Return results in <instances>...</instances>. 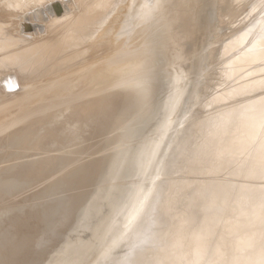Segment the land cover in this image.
Returning <instances> with one entry per match:
<instances>
[{
  "label": "rangeland",
  "instance_id": "1",
  "mask_svg": "<svg viewBox=\"0 0 264 264\" xmlns=\"http://www.w3.org/2000/svg\"><path fill=\"white\" fill-rule=\"evenodd\" d=\"M25 1L20 2L21 8L26 7L23 12L19 6L17 9L18 12H14L15 14L11 13L10 17L9 13L6 15L7 17L1 15V17L3 16L2 18L0 17L1 20L4 17H13L11 19L13 21H10V23L14 26L10 27V23L6 18L2 20L4 22L7 21L5 22V26H2L3 29L0 30V34L5 33L3 31L10 27L13 36L11 38L12 40L9 39L3 42L0 45L1 48H16L17 46L21 48V50L23 49L22 51H25L27 47L30 48L36 45L37 41L38 43L41 41L43 42L51 33L54 34V32L61 29L57 28L56 30H52L53 28L46 24L48 20L51 18L54 19V17L57 18L60 15L61 16L57 19L63 17L62 15L66 14L68 7L70 10L68 12L70 13L71 11L75 12L74 9H76L70 7V5L73 6L75 0H49L50 2L47 0H40L44 2L42 3L39 1L42 5H33L34 7L31 6V8L25 4L28 3V5H31L34 3V0L33 3H31L32 0L31 2L28 0L29 2L27 3ZM144 1L145 0H122L121 4L116 5L117 9L114 8L115 10L112 11L110 14L111 16L109 15L113 17L111 19L109 17L112 21L109 20L108 22L110 23L108 26L111 27V31L109 29L108 33L105 31V35H103V31L98 30L99 33L102 32L100 36H104V39L105 36H109L106 38H110L109 47L104 45L105 49L103 50V46L101 45L98 47L95 46V48L94 46H91L92 48H84L85 50H82V54L85 52L83 54L85 57L82 55L78 57V62L82 61L80 64L71 61L63 68L58 69V67H56L41 73L38 70L32 73L30 79H26L23 82L18 79V72L11 68L0 71V118L6 116L10 112L0 121V134H3L2 136L0 135V161L2 160V162H0V187L2 188L0 189V237L3 238H0V244L3 243L4 249L6 250L2 252V245H0V264H6V261L8 264L13 261V264H24L26 260L25 264H42L43 261L45 264L46 262L47 264H207L209 258L213 259V264H221L222 261L217 259L216 252H211L209 257L208 253L211 251V248L217 244V242H215L216 240H221L223 242V238H226L225 236L228 235V237L233 239V243L228 249H225L228 250L227 252L224 251L226 260H235L256 255L253 250V245L258 233L256 229L257 226L254 224L253 229L245 232L238 231L236 227L239 226L238 213L241 209H253L251 213H255L262 209L264 210V156L256 155L257 149L264 148V107L261 106L264 101V83L248 91L244 89L237 90L234 94H232V92L235 86H241L242 84L248 86L247 89H249L255 79L264 75V71L260 70L262 67L264 69V58L254 60V63L249 61V65L247 62L244 63L239 61L240 58L257 49L262 50V53H264V45L258 42V36H261L264 30V0H152L153 4L150 2L151 0H148V3L145 1L149 7L146 3L144 4L145 6L142 4ZM115 2L117 1L113 0L111 5L109 3L104 7L107 8L112 6ZM138 4L142 6L140 7ZM58 5L60 7L56 9ZM150 5H154L155 7ZM61 6L65 13L61 10ZM136 6L141 9L147 6L145 10H142L146 16H144L140 8L138 10ZM104 7L97 11L100 16L106 15L109 11V9H105ZM131 9L134 10V13ZM154 10L156 11L154 12ZM130 11L133 14H131ZM17 13L20 14L17 15ZM129 14L130 16H128ZM138 14L140 17H135L139 16ZM152 14H155L152 16L155 21L151 19L152 17L149 19ZM14 15L17 16L14 17ZM127 17L130 18L131 22L129 20L127 21ZM131 17L135 18L132 19ZM146 17L148 18L146 19ZM115 18L117 19L115 20ZM140 18H142L141 20L145 18L144 21H146H141ZM1 20L0 22L3 23ZM125 20L127 22V27L124 26ZM151 20L154 22V25ZM27 21L28 23L34 21L31 22L34 26L32 27L29 23V26L25 27L24 25ZM13 22L16 23L13 24ZM146 22H149V24H147L152 26L148 28V25H145ZM107 24H104L103 27ZM114 24H116L115 27H113ZM129 26L130 28L131 26L134 28L129 29ZM155 26L156 29H154ZM121 27L124 29L127 28V31L125 30V32ZM145 27H147L148 30ZM139 28L140 30H138ZM120 30L122 32H120ZM151 30L152 32H150ZM154 30L155 32L156 30L159 32L157 31L156 34ZM123 31L127 35L125 33L123 34ZM151 33L154 35H152L154 40L153 37H151ZM244 34H247L248 37L245 36V40H242L244 39ZM21 35L22 40L27 38L25 41L23 40L24 43L19 41ZM155 35H162V37L160 38L159 36L158 40ZM238 37L242 39H238ZM103 38L98 37V39L101 40H103ZM98 39L96 38V40ZM117 39H119V41ZM151 40L152 43L150 44ZM20 43L23 44L18 45ZM171 44L177 48L172 49L173 47H171ZM150 45H153L154 48ZM136 46L139 48L137 49ZM149 46L150 49L148 48ZM72 47L73 45L70 46L67 51L72 49ZM100 47L101 49H99ZM107 47L109 48V52L106 50ZM143 47H147L150 51L144 50ZM135 48L137 50L140 49L139 55L140 53L142 54L140 55V59H137L136 63L141 72L138 71V74L133 73L134 69L132 71V68H126L127 65H129L128 63L134 60L132 57L134 56L133 53L135 52L134 50H136ZM39 50H41V48H39L37 52ZM0 52L2 51L0 50ZM147 52L150 53L147 54ZM125 55L127 56L125 57ZM118 57H120L119 60L121 59V62L118 60ZM190 57L192 59L189 63L191 64V70L194 68V73L193 76L186 77L184 68L188 63L186 61H188ZM156 58H158L157 61ZM83 59H85L86 62L90 61V64H87L88 62L83 63ZM115 59H117V61ZM129 59H131V61H128ZM32 61L33 57L25 60L22 66ZM111 62L112 64H110ZM71 63L76 65L75 67L77 70L73 71L75 67ZM105 63H107V66ZM82 64L86 65L83 66ZM80 65H82V68ZM122 65L126 67L124 68ZM187 66H189V64ZM67 67L69 69H66ZM119 67H123L124 70ZM151 67L154 69L152 71L150 70L152 73L148 70L149 68L151 69ZM104 68L106 70L108 69L106 73L109 79L105 75L106 73L102 75L103 78L98 77L100 78L99 83L97 82L99 79H97L96 76L95 78L94 75L93 78H91L92 76L88 78V75H91L95 71L96 72L93 74H97V71H99L98 73L105 72ZM65 69L66 71L64 72ZM98 69H102L103 71ZM110 69L111 71L109 73ZM119 69H121L122 72H119ZM129 69L131 71H129ZM56 70H58V72H56ZM88 70H90L89 73ZM146 70L149 71L147 75ZM135 75L143 81L141 80L142 82H139L138 78H135ZM140 75L142 76L140 77ZM147 77L149 80L152 77V80L149 81ZM6 78H12L14 80V86L8 87V85H6L7 83H4ZM56 78L58 81H56L55 84H51V81ZM94 78L96 83L93 81ZM144 78L151 83L147 84ZM192 78L193 83L190 81ZM84 81L88 82V85H90L86 86L87 83ZM89 81H92V84ZM106 81L108 84L111 82V85H108ZM153 81L156 82L153 83ZM103 82L104 85L106 83L104 87ZM183 83L185 85H190L192 83L193 87H189L188 90H181V84ZM99 84H102V88ZM109 86H116L117 88L113 87L110 90ZM79 87L82 89L80 90ZM90 87L103 90L100 91V93L85 94ZM125 89L129 90V94L128 92L121 93L123 92L122 90ZM26 92L30 93L28 94L29 96L24 95L23 97V93L26 94ZM186 93L188 95L190 94L189 98L182 114L179 115L177 118L178 121H176L174 112L181 100L178 99L182 94L186 95ZM146 98H149V100ZM219 98H222V101L217 102ZM163 99L164 101H162ZM165 99H167V101ZM24 101L29 105L26 103V106ZM23 103L26 107H24ZM66 105L68 108H66ZM46 111L47 113L45 114ZM235 112L236 115L233 116L232 120L233 123H237L232 125L228 116ZM259 112H262L261 116L263 119H260L261 123L254 134L251 135L249 139H246L243 135L244 130L240 124L244 125L246 119H249L251 115H255ZM5 118L9 119L5 120ZM210 120L213 121V125L209 124V122H211ZM170 122H175L176 126L173 125L172 130L164 134ZM24 123L26 126L30 123V126L28 125V127H26ZM124 123L129 127H126ZM19 125L21 126L19 127ZM46 128H48V130ZM49 128L55 131H51L52 129L49 130ZM122 133L124 134L122 135ZM52 134L55 137H53ZM45 136H47V140L44 139ZM74 143L75 145H73ZM118 144L121 146H118ZM20 148H23L22 152L24 153L21 152ZM117 148L120 149V152ZM18 149L20 152L17 151ZM29 149H32V151H29ZM28 151L32 152V155ZM99 151L101 153H99ZM117 151L119 154H117ZM25 152L30 155H27ZM38 152L39 155H37ZM13 153H16V157H18L17 154L20 156L16 158ZM53 153L55 155H53ZM74 153L76 154L75 156ZM11 154L13 158L10 157ZM115 154L118 155V158L117 155L114 156ZM23 155L26 157L21 158ZM114 157L116 158L114 159ZM7 158L8 160L5 161L4 159ZM11 158L13 160H11ZM118 159L120 160L119 162L117 161ZM9 160H11V162L14 161V163H8L10 162ZM21 160H23V162ZM114 160H116L115 163H117V166ZM48 162L50 163L47 164ZM2 164L6 165V170ZM16 164L18 166H16ZM12 165H15L14 168L11 167ZM7 168H10L8 172ZM39 168L41 171L38 170ZM114 169L115 171H113ZM22 170L27 172L23 174ZM253 170H255V175L249 178L246 173ZM50 171L52 175L54 174L53 176L50 174ZM111 171L114 172V175H118L113 176ZM59 172L61 173L58 174ZM44 174L45 176L48 175V178H51V181L47 178L51 183L56 180V182H54V184H56L42 182L43 180H47L45 176L43 177ZM150 175L152 177L151 180L149 178ZM107 176L109 178L113 176L112 178L114 180L110 179L109 181ZM4 177H6L7 180ZM103 177L106 179H103ZM3 180L7 182L4 184ZM148 181H150L149 184H146ZM103 183L105 184L103 185ZM109 183L111 188L108 186ZM37 184L38 186H41L40 184L43 185L39 188ZM4 185H7L10 189H4L6 188ZM50 185L52 186L51 188ZM89 185L93 188L89 187ZM35 187L37 189H35ZM59 189L62 191H59ZM193 189L194 191H192ZM3 190L4 193L2 192ZM29 190L34 192H29ZM20 191L22 193L26 192L25 195L24 193H20ZM45 191L46 193H44ZM50 192L51 195H49ZM191 192H195L201 196H198L195 204L190 208L192 204L191 196L195 194ZM102 194L104 196H102ZM42 195L44 197L43 199H41ZM26 196H28V198ZM101 196L102 198L108 197L107 199L103 198L106 202L103 205L101 204L104 200H101ZM17 199H19L20 202ZM134 199L137 201L135 205L134 203L136 201L132 204ZM36 208L38 209L35 210ZM99 208L102 212L108 209L104 211L105 216L101 213L103 215L101 217ZM191 209L193 210L191 211ZM194 209L196 211H194ZM50 210L53 212L52 214ZM90 210L93 213H91ZM94 212H99V214L97 213V215H95ZM134 212L137 213L134 215ZM197 212H199L201 216H204L202 217L203 220L199 219L201 217ZM83 214L87 217V220ZM132 214L134 217H132ZM94 215L100 217L95 218ZM122 215L124 219L130 215L129 219H127V224H129V222H131V224H129V226H124L121 233L118 232L119 234H115L116 236L114 235L109 239V230L112 226L116 225L118 221L120 222L121 217L123 218ZM137 216L140 218V222L138 220L135 222L136 218L139 219ZM59 218L61 219L59 220ZM99 218L101 219V225L100 222L97 221ZM54 219L56 220L54 221ZM75 219L79 220L76 221ZM131 219L133 220L131 221ZM29 220H31L32 223ZM93 220L96 223L98 222L99 225L93 223ZM241 221H243V219H241ZM197 222L199 223L197 224ZM33 223H35L36 226ZM72 223H74V225H72ZM260 224L261 227H264V219L260 220ZM91 226L94 229L96 226L98 228L93 232V228H90ZM15 230L17 232H15ZM21 230H24V232ZM54 230H58V232L54 233ZM61 231H64L67 238L70 235L69 238L74 239H72V241L70 239L69 243V239L66 240L67 238L64 237L65 234ZM71 232L74 233L72 234ZM89 232L93 235L92 237ZM144 232L145 236H147V240L150 233L153 232L147 243L141 241V238L144 237L142 236ZM4 233L5 236L3 235ZM40 233L43 235L41 236ZM59 233L60 236H58ZM9 234H14L12 235L14 236V240ZM248 234H252L250 238H253V241L245 238ZM7 240L14 241L12 244L9 242L12 246H7L8 248L13 247L10 248L9 251H11V249L18 251H16L18 254L13 251L10 252L18 259L11 254L13 256L10 255L11 261L8 257L9 255L7 256L9 251L7 246L4 245L6 242L8 243ZM45 240L46 242L49 241V243H45ZM62 242H66V244L70 245L67 246ZM14 244H17L16 247ZM27 246H30L31 250ZM20 248H22L23 251ZM63 249L65 250L63 251ZM58 250L61 252L63 251L62 253L64 255ZM23 252H26L25 255ZM51 252H54L53 255ZM21 254L22 256H20ZM262 255L263 256L259 258V264H264V253ZM49 256H51V258ZM1 257L8 259L4 261ZM53 258H58L59 260L56 259L54 262L53 260H49ZM21 260L23 262H21Z\"/></svg>",
  "mask_w": 264,
  "mask_h": 264
},
{
  "label": "bare ground",
  "instance_id": "2",
  "mask_svg": "<svg viewBox=\"0 0 264 264\" xmlns=\"http://www.w3.org/2000/svg\"><path fill=\"white\" fill-rule=\"evenodd\" d=\"M23 1H25V0H0V17H1V15H7L8 13H9V17L11 16L10 14L12 13H14V12H18V8H19V6H20V9H21V11L23 12L25 9H26V7L25 8H21V3L20 2H23ZM30 2H31V0H29ZM28 0L27 1H25L26 3L27 2H29ZM39 1L40 0H34V3H33V0H32V2L31 3H33V4H29L28 5V3L27 4H25V5H27L29 8H31V6L32 7H34L33 5H38V4H40L39 3ZM44 1V0H43ZM43 1H40V2H42V3H44ZM47 1H49V0H47ZM52 1V0H51ZM115 1H117V2H115L112 6H109V7H104V6H106L107 4H109L110 3V5H111V2H113V0H75V2H74V4H73V6H71L70 5V7H72L73 9L74 8H76V9H74L75 10V12L74 11H71V13L70 12H68V11H70L69 10V7L67 8V9H65V10H67V12H66V14H63L62 16L63 17H61V18H59V19H57L58 17H60V16H58L57 18H55L54 17V19H49L48 20V22L46 23L49 27H51V28H53L52 30H56L57 28H61V29H59L58 31H56V32H54V34H50V36L46 39V40H44L43 38V42L41 41V42H39L38 43V41H37V43H36V45H34V46H32V47H27V49L25 50V51H22L21 50V48H19V47H17L16 46V48L14 47V48H6V47H4V48H1L0 47V50L2 51V52H0V71H4V70H6L7 68H11V69H13V70H15V71H17L18 72V79L20 80V81H24V80H28V79H30L31 77H32V73H34V72H36V71H38L39 70V72L41 73V72H43V71H49L50 69H54V68H56V67H58V69L59 68H63L66 64H68L69 62H73V63H77L78 62V57H80V55H82L83 56V54L85 53H83L82 54V50L84 49V48H86V47H93L94 46V48H95V46H99V45H101V46H103V48H102V50L103 49H105L104 48V45L105 46H108L109 47V43H110V38L109 39H106L107 37H109V36H105V39L102 37V36H100V35H102L101 33H99L98 32V30H102L103 31V35H105V31L108 33V30L111 28L110 26H108L110 23H108L109 22V20L111 19V18H113V17H110L111 15V13H112V11H114L115 9L114 8H116L117 6L116 5H118V4H121V2H122V0H115ZM145 1H147V3L150 1H148V0H145ZM144 1V3L142 2V4L144 5L146 2ZM24 2V3H25ZM46 2V1H45ZM50 2V1H49ZM151 3H152V0L150 1ZM162 2V1H161ZM24 3H23V5H24ZM37 3V4H36ZM42 3L40 4V5H42ZM47 3V2H46ZM63 3V2H62ZM65 3V2H64ZM146 3V4H147ZM150 3V4H151ZM157 3V2H156ZM225 3V2H224ZM153 4V3H152ZM218 4V3H217ZM22 5V6H23ZM24 5V6H25ZM44 5V4H43ZM60 5V4H59ZM57 6L56 7V9H58L60 6ZM125 5V4H124ZM139 5V4H138ZM158 5V4H157ZM63 6V5H62ZM62 6H61V8H62ZM76 6V7H75ZM140 6V5H139ZM142 6V5H141ZM140 6V7H141ZM145 6V5H144ZM147 6L149 7V5L147 4ZM147 6L146 7H143L142 9L140 8V10H141V13L143 12L142 10H145L146 8H147ZM150 6H154V5H150ZM231 6V5H230ZM27 7V8H28ZM102 7H104L105 9H109V11L108 10H106V11H108V13L106 14V15H103V16H100V14L99 13H97V11L101 8V9H103ZM137 7V9L139 10V8H138V6H136ZM155 7V6H154ZM52 8V7H51ZM71 8V9H72ZM134 8V7H133ZM159 8H160V5H159ZM23 9V10H22ZM48 9V8H47ZM117 9V8H116ZM154 9V8H153ZM152 9V10H153ZM216 9V8H215ZM61 10H63V8L61 9ZM132 10V12L134 11L133 9H131ZM157 10H158V8H157ZM20 11V10H19ZM27 11V10H26ZM54 11V10H53ZM64 11V10H63ZM102 11V10H101ZM122 11V10H121ZM156 10H154V12H155ZM21 12V13H22ZM32 12V11H31ZM131 12V11H130ZM131 12V14H133ZM27 13H30V12H27ZM46 13V12H45ZM61 13V12H60ZM63 13V12H62ZM64 13H65V11H64ZM137 13V12H136ZM139 13V12H138ZM15 14V13H14ZM18 14H20V13H17V15ZM47 14V13H46ZM143 14H144V12H143ZM258 14V13H257ZM17 15H14V17H16ZM33 15V14H32ZM55 15V14H54ZM65 15V16H64ZM110 15V16H109ZM135 15V14H134ZM133 15V16H134ZM139 15V14H138ZM153 15H155V14H152L150 17H149V19L153 16ZM50 16V15H49ZM52 16V15H51ZM105 16V17H104ZM114 16V15H113ZM128 16H130V14L128 15ZM144 16H146L145 14H144ZM143 16V17H144ZM149 16V15H148ZM3 17V16H2ZM1 17V18H2ZM7 17V16H6ZM6 17H4V18H6ZM6 18V19H8V22L10 23V21H13V20H11L12 18ZM33 17V16H32ZM35 17V16H34ZM44 17V16H43ZM109 17H110V19H109ZM114 17H116V16H114ZM135 17H137V18H139L140 17V15L139 16H135ZM135 17H133V18H135ZM142 17V16H141ZM154 17H156V16H154ZM160 17V16H159ZM250 17V16H249ZM1 18H0V20H1ZM4 18L2 19V20H4ZM24 18V17H23ZM47 18H48V16H47ZM128 19H127V21L129 20L130 21V18L129 17H127ZM132 18V17H131ZM132 18V19H133ZM148 17H146V19H147ZM244 18V17H243ZM10 19V20H9ZM33 19V18H32ZM117 18H115V20H116ZM142 18H140V20H141ZM145 19V18H144ZM144 19L143 20H141V21H144ZM152 20H153V17L151 18ZM155 19H157V18H155ZM159 19V18H158ZM1 20V21H2ZM15 20V19H14ZM29 20V19H28ZM152 20H151V22H152ZM7 21V20H6ZM5 21V22H6ZM35 21V20H34ZM34 21H31V22H34ZM38 21H40V20H38ZM110 21H112V20H110ZM134 21H136V20H134ZM146 21V20H145ZM144 21V22H145ZM149 21V20H148ZM153 21H155V20H153ZM162 21V20H161ZM3 23H1V25H0V30H2L3 29V27L5 26V22L4 21H2ZM31 22H29L30 23V25H32V27L34 26ZM113 22L115 23V21L113 20ZM112 22V23H113ZM125 22V25L124 26H126V20L124 21ZM131 22V21H130ZM16 22H13V24H15ZM22 23V22H21ZM29 23H28V21L27 22H25V27H28L29 26ZM38 23H40V22H38ZM108 23V24H107ZM149 24V22H146L145 23V25L146 24ZM153 23V25H154V22H152ZM159 23V22H158ZM161 23V22H160ZM235 23V22H234ZM104 24H107L105 27H103L104 26ZM130 24V23H129ZM128 24V25H129ZM132 24V23H131ZM147 24V25H148ZM113 25V24H112ZM115 25L116 24H114V26L113 27H115ZM123 25V24H122ZM134 25H135V23H134ZM137 25V24H136ZM146 25V26H147ZM156 25V24H155ZM3 26V27H2ZM10 27H14L11 23H10V25H9ZM133 26V25H132ZM131 26V28H134V27H132ZM141 26V25H140ZM143 26H144V24H143ZM150 26H152V25H150ZM150 26L148 25V28H150ZM9 27V29H5V31H3V32H5V33H3V34H0L1 36H0V45L3 43V42H5V41H7V40H9V39H11L12 38V36H13V34L11 33V28ZM127 27V26H126ZM136 27V26H135ZM122 28V27H121ZM130 28V26H129V29H131ZM141 29H142V26L140 27ZM140 28L138 29V30H140ZM145 28H147V27H145ZM148 28H147V30H148ZM158 28V27H157ZM230 28V27H229ZM233 28V27H232ZM25 29V28H24ZM122 29H124V28H122ZM121 29V30H122ZM135 29H137V28H135ZM151 29H152V27H151ZM154 29H156V26H155V28ZM159 29V28H158ZM18 30V29H17ZM120 30V32H122ZM127 31V28L126 29H124V31ZM153 30V29H152ZM152 30L150 31V32H152ZM33 31V30H32ZM41 31V30H40ZM110 31H111V29H110ZM123 31V34L126 32H124ZM134 31V30H133ZM158 30H156V32H157ZM51 32V31H50ZM132 32V31H131ZM130 32V33H131ZM138 32V31H137ZM154 32H155V30H154ZM153 32V33H154ZM155 32V33H156ZM159 32V31H158ZM11 33V34H10ZM17 33V32H16ZM96 33H99V34H96ZM106 33V34H107ZM128 33V32H127ZM133 33V32H132ZM244 33V32H243ZM18 34V33H17ZM23 34H25V33H23ZM36 34V33H35ZM110 34V33H109ZM108 34V35H109ZM126 34V33H125ZM150 34V33H149ZM157 34V33H156ZM242 34V33H241ZM248 34V33H247ZM247 34H244L243 35V37H244V39H242V38H240V37H238V39L240 38V39H242V40H245V36H247ZM32 35H33V33H32ZM31 35V36H32ZM36 35H38V34H36ZM127 35V34H126ZM138 35V34H137ZM153 34L151 33V37H153L152 36ZM156 36V35H155ZM159 36L160 35H158V36H156V38H158V40H159ZM17 37V36H16ZM98 37L99 38H103V40H101V39H98ZM135 37V36H134ZM150 37V38H151ZM162 37V35L160 36V38ZM248 37V36H247ZM21 39H19V41H21V42H23L24 43V41L27 39V38H25V40L23 41L22 40V35H21V37H20ZM31 38V37H30ZM96 38L98 39V40H96ZM149 38V39H150ZM156 38H155V40H156ZM14 39H15V37H14ZM13 39V40H14ZM152 39V38H151ZM12 40V39H11ZM31 40V39H30ZM99 40H101V41H99ZM118 41H119V39H117ZM120 40H121V38H120ZM153 40H154V37H153ZM157 40V41H158ZM238 41H240V40H238ZM156 42V41H155ZM224 42V41H223ZM258 42H259V44H261V45H264V30H263V34L260 36H258ZM10 43V42H9ZM23 43H20V44H18V45H21V44H23ZM152 43V40L150 41V44ZM221 43V42H220ZM15 44V43H14ZM13 44V45H14ZM31 44H33V43H31ZM116 44V43H115ZM224 44V43H223ZM225 44H226V42H225ZM236 44V43H235ZM238 44H239V42H238ZM9 45V44H8ZM25 45V44H24ZM26 45H28V44H26ZM73 45V47H72V49H70L69 51H67V49L70 47V46H72ZM145 45V44H144ZM10 46V45H9ZM29 46V45H28ZM148 46V45H147ZM151 46V45H150ZM150 46L148 47L149 49H150ZM221 46H223V45H221ZM11 47V46H10ZM22 47V46H21ZM91 47V48H92ZM106 48V50H108L109 48ZM131 47V46H130ZM151 47H153V45L151 46ZM24 48H26V47H24ZM39 48H41V50H39L38 52H37V50L39 49ZM93 48V49H94ZM136 48H137V46H136ZM135 48V49H136ZM139 48V47H138ZM137 48V49H138ZM141 48V47H140ZM144 48V50H148V51H150L147 47H143ZM142 48V49H143ZM147 48V49H146ZM154 48V47H153ZM226 48V47H225ZM20 49V50H19ZM98 49V48H97ZM99 49H101V47L99 48ZM98 49V50H99ZM111 49V48H110ZM117 49V48H116ZM134 50L135 52L133 53V55L135 56H133L132 58H134V60L133 61H131V56H130V58L131 59H129L128 61H131L130 63H128L129 65H127V67L126 66H124V65H122V66H124V68L126 67L127 69L128 68H132V71H133V69H134V71H133V73L134 74H138V71L140 72V68L137 66L138 64H136L137 63V59L139 58L140 59V55H142L141 53H140V55H139V50ZM255 49V48H254ZM19 50V51H18ZM85 50V49H84ZM115 50V49H114ZM113 50V51H114ZM222 50V49H221ZM225 50V49H224ZM91 51V50H90ZM96 51V50H95ZM112 51V52H113ZM94 52V51H93ZM108 52H109V50H108ZM107 52V53H108ZM221 52V51H220ZM148 53H150V52H147V54ZM145 54V53H144ZM143 54V55H144ZM152 54V53H151ZM104 55V54H103ZM128 55V54H127ZM127 55H125V57L127 56ZM153 55V54H152ZM81 56V57H82ZM124 56V55H123ZM155 56V55H154ZM31 57H33V61L31 62V63H29V64H26V65H24L23 64V66H22V63L25 61V60H27V59H29V58H31ZM83 57H85V56H83ZM114 57V56H113ZM156 57V56H155ZM227 57V56H226ZM101 58H103V57H101ZM111 58V57H110ZM115 58V57H114ZM119 58L120 57H118V60H119ZM260 58H264V53H262V50H256V51H253V52H251V53H249L248 55H245V56H243L242 58H240L239 59V61H242V62H247L248 63V65H249V61H252V63H254L253 61L254 60H258V59H260ZM77 59V60H76ZM80 59V58H79ZM97 59V58H96ZM126 59V58H125ZM157 59L158 58H156V61H157ZM84 60V62L83 63H85L86 61H85V59H83ZM91 60V59H90ZM116 61H117V59H115ZM121 60V59H120ZM119 60V61H120ZM123 60V59H122ZM237 60V59H236ZM102 61V60H101ZM104 61V60H103ZM112 61V60H111ZM125 61H127V60H125ZM233 61V60H232ZM82 62V61H81ZM81 62H78V64H80ZM88 62V63H87ZM86 63L87 64H90L89 62L90 61H87ZM91 62H92V60H91ZM95 62V61H94ZM121 62V61H120ZM123 62V61H122ZM256 62V61H255ZM73 63H71V64H73ZM96 63V62H95ZM116 63V62H115ZM117 63H119V62H117ZM224 63V62H223ZM70 64V65H71ZM97 64V63H96ZM106 64V66H107V63H105ZM110 64H112V62L110 63ZM122 64V63H121ZM155 64V63H154ZM153 64V65H154ZM74 65V64H73ZM83 65V64H82ZM82 65H80V67L82 68ZM86 65V64H85ZM85 65H83V66H85ZM101 65V64H100ZM222 65V64H221ZM256 65V64H255ZM76 65H74V67H75ZM91 66H92V64H91ZM94 66H96V65H94ZM98 66V65H97ZM102 66H104V65H102ZM111 66V65H110ZM156 66V65H155ZM157 66L159 67V65H158V63H157ZM114 67V66H113ZM88 68H89V65H88ZM99 68H102V67H99ZM119 68H122L123 70H124V68L123 67H119ZM66 69H69L68 67L66 68ZM66 69L64 70V72L66 71ZM70 69H73V68H70ZM105 69V68H104ZM147 69V68H146ZM156 69V68H155ZM260 69V68H259ZM10 70V69H9ZM75 70H77L76 69V67H75V69L73 70V71H75ZM94 70V69H93ZM98 70H102V69H98ZM149 71L151 70H154V69H152V67H151V69L149 68L148 69ZM217 70V69H216ZM261 71H264V69H263V67H262V69H260ZM67 71H69V70H67ZM81 71V70H80ZM82 71H83V69H82ZM81 71V72H82ZM103 71V70H102ZM105 72H102V73H98L99 71H97V74H93V73H95V72H93L91 75H88V78L89 77H91V78H93V75H94V77L96 76L97 77V79H99V81L97 80V82L99 83L100 82V78H98V77H101V78H103L102 77V75H104V73H106L107 71H108V69L106 70H104ZM110 71H111V69L109 70V73H110ZM129 71H131L130 69H129ZM149 71H147L146 70V75H147V73L149 72ZM150 71V72H151ZM260 71V72H261ZM6 72V71H5ZM56 72H58V70H56ZM61 72H63V71H61ZM61 72H60V74H61ZM77 72V71H76ZM87 72V71H86ZM90 72V70H88V73ZM119 72H122L121 71V69H119ZM257 72V71H256ZM3 73V72H2ZM51 73H52V71H51ZM108 73V74H109ZM115 73V72H114ZM141 73V72H140ZM152 73V72H151ZM262 73V72H261ZM1 74V73H0ZM15 74V73H14ZM45 74V73H44ZM53 74V73H52ZM54 74H55V72H54ZM129 74V73H128ZM132 74V73H131ZM130 74V75H131ZM133 74V75H134ZM260 74V73H259ZM49 75H51V74H49ZM48 75V76H49ZM57 75V74H56ZM59 75V74H58ZM107 77H108V75H107V73L105 74ZM118 75H119V73H118ZM145 75V76H146ZM254 75H257V74H254ZM48 76H46V77H48ZM85 76H86V74H85ZM136 77L135 78H138V76L137 75H135ZM142 75H140V77H141ZM145 76H143V77H145ZM253 76V75H252ZM264 76V75H263ZM263 76H261L260 78L258 77L257 79H255V81L254 82H256V83H254L253 82V84L249 87V89H247L248 88V86H246V85H241V86H235L234 87V89H233V92H232V94H234V92H236L237 90H251V89H253V88H257L258 87V85L260 86L262 83H264V77ZM16 77V76H15ZM45 77V76H44ZM54 77V76H53ZM87 77V76H86ZM95 77V78H96ZM118 77V76H117ZM50 78H52V77H50ZM84 78V77H83ZM82 78V79H83ZM95 78L93 79V81L96 83V81H95ZM105 78V77H104ZM113 78V77H112ZM119 78V77H118ZM130 78V77H129ZM150 78V77H149ZM152 78V77H151ZM150 78V80L148 79V77H147V79L149 80V81H151L152 79ZM155 78V77H154ZM153 78V79H154ZM158 78V77H157ZM38 79V78H37ZM46 79H48V78H46ZM108 79H109V77H108ZM86 80V79H85ZM87 80H90V79H87ZM92 80V79H91ZM104 80V79H103ZM102 80V81H103ZM129 80V79H128ZM133 80V79H132ZM142 80V79H141ZM140 80V78H138V81L139 82H142ZM144 80H145V78H144ZM148 80L146 81L145 80V82H147V84L148 83H151V82H148ZM157 80V79H156ZM56 81H58V79L56 78V79H54V80H52L51 81V84H55V82ZM61 81V80H60ZM64 81V80H63ZM79 81H81V80H79ZM102 81H101V83H102ZM160 81V80H159ZM22 82H20V83H22ZM84 82H86V81H84ZM90 82V81H89ZM93 82V83H94ZM107 82V81H106ZM139 82H137V83H139ZM156 82V81H155ZM154 81H153V83H155ZM4 83H7L6 85H8V87H12V86H14V80L12 79V78H6L5 79V81H4ZM63 83V82H62ZM87 84H86V86L88 85V82H86ZM91 84H92V81L90 82ZM124 83H125V81H124ZM135 83H136V79H135ZM18 84V83H17ZM56 84H58V83H56ZM78 85H80L79 83H77ZM84 84V83H83ZM107 84H108V82H107ZM123 84V83H122ZM121 84V85H122ZM140 84V83H139ZM1 85V84H0ZM90 85V84H89ZM88 85V86H89ZM93 85H95V84H93ZM100 85V84H99ZM98 85V86H99ZM105 85H106V83H105ZM104 85V82H103V87L105 86ZM108 85H111V82H110V84H108ZM107 85V86H108ZM112 85H113V83H112ZM137 85V84H136ZM151 85V84H150ZM18 86V85H17ZM85 86V87H86ZM92 86V85H91ZM102 86V84L100 85V87ZM140 86V85H139ZM153 86V85H152ZM16 87V86H15ZM19 87V86H18ZM82 87H84V86H82ZM97 87V86H96ZM114 87V86H113ZM113 87H111V86H109V89L111 90ZM116 87V86H115ZM114 87V88H115ZM149 87V86H148ZM80 88V90L82 89L81 87H79ZM87 88V87H86ZM94 88V87H93ZM93 88H89L88 90H87V92L85 93V94H91V93H97V92H99L100 93V91H102L103 89H100V88H96V89H93ZM102 88V87H101ZM117 88V87H116ZM143 88H144V86H143ZM151 88V87H150ZM18 89V88H17ZM72 89H73V87H72ZM78 89V88H77ZM154 89V88H153ZM3 90V89H2ZM14 90V89H13ZM74 90V89H73ZM107 90V89H106ZM104 91H105V89H104ZM108 91V90H107ZM123 92H121V93H124V92H128L129 90H127V89H125V90H122ZM145 91V90H144ZM146 91H148V90H146ZM264 91V90H263ZM1 92V91H0ZM15 92V91H14ZM17 93V92H16ZM42 93V92H41ZM62 93V92H61ZM84 93V92H83ZM139 93V92H138ZM28 94H30V93H27L26 92V94L25 93H23V97H24V95L26 96V95H28ZM80 94H82V93H80ZM127 94V93H126ZM128 94H129V92H128ZM133 94V93H132ZM134 94H135V92H134ZM133 94V95H134ZM143 94V93H142ZM254 94V93H253ZM49 95V94H48ZM71 95H74V94H71ZM70 95V96H71ZM77 95V94H76ZM79 95V94H78ZM121 95V94H120ZM0 96H1V94H0ZM11 96V95H10ZM14 96H15V93H14ZM29 96V95H28ZM80 96V95H79ZM135 96V95H134ZM254 96V95H253ZM46 97V96H45ZM44 97V98H45ZM50 97V96H49ZM48 97V98H49ZM68 97V96H67ZM252 97V96H251ZM11 98V97H10ZM26 98V97H25ZM47 98V99H48ZM54 98V97H53ZM58 98V97H57ZM8 99V98H7ZM28 99V98H27ZM68 99H69V97H68ZM146 99H148L149 100V98H146ZM172 99V98H171ZM206 99V98H205ZM24 100V99H23ZM41 100H43V99H41ZM54 100V99H53ZM61 100H63V99H61ZM79 100V99H78ZM137 100H139V99H137ZM143 100V99H142ZM166 101H167V99H165ZM217 100V99H216ZM262 100V99H261ZM1 101H3V100H1ZM32 101H34V100H32ZM146 101V100H145ZM162 101H164V99L162 100ZM220 101H222V98H219L218 100H217V102H220ZM259 101V100H258ZM25 102V104L27 103L26 101H24ZM30 102H31V100H30ZM149 102V101H148ZM39 103V102H38ZM41 103V102H40ZM60 103H62V102H60ZM59 103V104H60ZM142 103V102H141ZM28 104V103H27ZM27 104H26V106H27ZM31 104V103H30ZM35 104H36V102H35ZM66 104V103H65ZM69 104V103H68ZM148 104V103H147ZM146 104V105H147ZM23 105H24V103H23ZM29 105V104H28ZM72 105V104H71ZM25 105H24V107H26ZM38 106V105H37ZM41 106H43V105H41ZM77 106H78V104H77ZM76 106V107H77ZM262 107H264V101H263V104L261 105ZM260 106V107H261ZM56 107V106H55ZM142 107V106H141ZM256 107V106H255ZM19 108V107H18ZM21 108V107H20ZM46 108V107H45ZM60 108V107H59ZM66 108H68V106L66 105ZM78 108V107H77ZM143 108V107H142ZM145 108V107H144ZM206 108V107H205ZM210 108V107H209ZM239 108V107H238ZM6 109H7V107H6ZM13 109H14V107H13ZM16 109V108H15ZM74 109V108H73ZM76 109V108H75ZM80 109V108H79ZM83 109H85V108H83ZM82 109V110H83ZM88 109V108H87ZM86 109V110H87ZM90 109V108H89ZM92 109V108H91ZM160 109V108H159ZM4 110V109H3ZM10 110V109H9ZM21 110V109H20ZM19 110V111H20ZM23 110V109H22ZM44 110V109H43ZM142 110V109H141ZM5 111V110H4ZM24 111H25V109H24ZM45 111V110H44ZM76 111H79V110H76ZM81 111V110H80ZM143 111V110H142ZM157 111H159V110H157ZM3 112V111H2ZM14 112V111H13ZM21 112V111H20ZM23 112V111H22ZM10 113V112H9ZM8 113V114H9ZM36 113V112H35ZM47 113V111L45 112V114ZM69 113H71V112H69ZM83 113V112H82ZM143 113V112H142ZM7 114V115H8ZM24 114H25V112H24ZM38 114H39V112H38ZM48 114H49V112H48ZM63 114H64V112H63ZM138 114V113H137ZM141 114V113H140ZM261 114H262V112H259V113H257V114H255V115H251L250 117H249V119H246L245 120V124L244 125H242V124H240L241 125V127L243 128V130H244V137L246 138V139H249V137L251 136V135H253L254 134V132L257 130V128H258V126H259V124L261 123L260 122V119L262 118V116H261ZM6 115V116H7ZM23 115V114H22ZM40 115V114H39ZM73 115V114H72ZM234 115H236V112L235 113H233V114H231V115H229L228 116V119L230 120V123H232V125L233 124H236L237 122H235V123H233V120H232V118H233V116ZM6 116H4V117H6ZM19 116V115H18ZM61 116V115H60ZM138 116V115H137ZM137 116H136V118H137ZM238 116V115H237ZM3 116H2V118H4ZM10 117V116H9ZM38 117V116H37ZM72 117V116H71ZM139 117V116H138ZM263 117H264V115H263ZM2 118H0L1 120L0 121H2ZM11 118V117H10ZM39 118V117H38ZM37 118V119H38ZM58 118V117H57ZM135 118V119H136ZM140 118H141V116H140ZM139 118V119H140ZM7 119H9V118H7ZM6 118H5V120H7ZM28 119H29V117H28ZM40 119V118H39ZM71 119V118H70ZM263 119V118H262ZM30 120V119H29ZM178 120V119H177ZM24 121H26V120H24ZM28 121V120H27ZM35 121H36V119H35ZM53 121H55V120H53ZM211 122H209V124L211 125L212 123H213V121L212 120H210ZM263 121V120H262ZM38 122V121H37ZM56 122V121H55ZM117 122V121H116ZM2 123V122H1ZM39 123H40V121H39ZM38 123V124H39ZM3 124H4V122H3ZM7 124V123H6ZM30 124V123H29ZM29 124H27V126L25 125V123H24V126H26V127H28V125ZM32 124H33V122H32ZM52 124V123H51ZM68 124V123H67ZM125 124V123H124ZM123 124V125H124ZM22 125V124H21ZM21 125H19V127L21 126ZM53 125V124H52ZM126 125V124H125ZM213 125V124H212ZM239 125V126H240ZM4 126V125H3ZM10 126V125H9ZM30 126V125H29ZM56 126V125H55ZM176 126V125H175ZM17 127V126H16ZM51 127V126H50ZM57 127H58V125H57ZM66 127V126H65ZM126 127H129V126H127L126 125ZM15 128V127H14ZM120 128V127H119ZM152 128V127H151ZM153 128H154V126H153ZM24 129V128H23ZM47 130H48V128H46ZM52 129V128H51ZM50 128H49V130H51ZM55 129V128H54ZM129 129V128H128ZM155 129V128H154ZM47 130H45V131H47ZM116 130V129H115ZM120 130V129H119ZM118 130V131H119ZM123 130V129H122ZM121 130V131H122ZM130 130V129H129ZM10 131V130H9ZM51 131H55V130H51ZM51 131H49V132H51ZM117 131V130H116ZM115 131V132H116ZM124 131V130H123ZM155 131V130H154ZM43 132V131H42ZM125 132V131H124ZM153 132V131H152ZM46 133V132H45ZM53 133V132H52ZM150 133H151V129H150ZM124 133H122V135H123ZM1 135V134H0ZM3 135V134H2ZM1 135V136H2ZM39 135H41V134H39ZM42 135H43V133H42ZM53 135V134H52ZM110 135V134H109ZM7 136V135H6ZM47 136H48V132H47ZM47 136H45V138L44 139H46L47 140ZM104 136H105V134H104ZM41 137V136H40ZM50 137V136H49ZM53 137H55L54 135H53ZM124 137H125V135H124ZM2 138V137H1ZM38 138V137H37ZM51 138V137H50ZM49 138V139H50ZM42 139V138H41ZM54 139V138H53ZM99 139V138H98ZM35 140V139H34ZM37 140H39V139H37ZM90 140V139H89ZM124 140V139H123ZM2 141V140H1ZM51 141V140H50ZM63 141H64V139H63ZM100 141V140H99ZM122 141V140H121ZM35 142V141H34ZM45 142V141H44ZM53 142V141H52ZM98 142V141H97ZM1 143H3V142H1ZM40 143V142H39ZM41 143H43V142H41ZM50 143V142H49ZM48 143V144H49ZM102 143V142H101ZM114 143V142H113ZM118 143V142H117ZM44 145H46L45 143H43ZM54 144V143H53ZM82 144V143H81ZM160 144V143H159ZM73 145H75V143L73 144ZM28 146H29V144H28ZM43 146V145H42ZM52 146H54V145H52ZM57 146V145H56ZM117 146V145H116ZM118 146H121V145H119L118 144ZM37 147H38V145H37ZM91 147V146H90ZM112 147V146H111ZM113 147H115V146H113ZM100 148V147H99ZM104 148V147H103ZM21 149V152H22V149L23 148H20ZM24 149H26V148H24ZM98 149V148H97ZM117 149H119V148H117ZM117 149H115V150H117ZM261 149H264V148H260V149H257L256 151H257V156H264V150H261ZM34 150V149H33ZM50 150V149H49ZM91 150V149H90ZM104 150V149H103ZM110 150V149H109ZM17 151H19L20 152V150L18 149ZM26 151V150H25ZM29 151H32V149L30 150L29 149ZM28 151V152H29ZM34 151H36V150H34ZM37 151H40V150H37ZM70 151V150H69ZM108 151V150H107ZM119 152H120V149L118 150ZM117 151V152H118ZM14 152H16V151H14ZM51 152V151H50ZM113 152V151H112ZM119 152L117 153V154H119ZM22 153H24V152H22ZM26 153V152H25ZM31 155H32V152H29ZM99 153H101L100 151H99ZM14 154V153H13ZM16 154V153H15ZM14 154V157H16V155ZM27 155H30V154H28V153H26ZM40 154H42V153H40ZM46 154H47V152H46ZM48 154H49V152H48ZM117 154H115L114 156H116ZM36 155V154H35ZM37 155H39V152H38V154ZM53 155H55L54 153H53ZM76 154L74 153V156H75ZM100 155V154H99ZM10 156V155H9ZM8 156V157H9ZM13 155L11 154V156L10 157H12ZM17 156L19 157L20 155H18L17 154ZM43 156H45V155H43ZM50 156V155H49ZM98 156V155H97ZM7 157V156H6ZM10 157H9V159H10ZM18 157H16V158H18ZM22 157H26L25 155H23V156H21V158ZM30 157V156H29ZM38 157V156H37ZM45 157H47V156H45ZM56 157H58V156H56ZM56 157H54V158H56ZM90 157V156H89ZM157 157V156H156ZM13 158V157H12ZM11 158V160H13ZM40 158V157H39ZM66 158V157H65ZM116 157H114V159H115ZM117 158H118V155H117ZM15 159V158H14ZM24 159V158H23ZM31 159V158H30ZM32 159H34V158H32ZM90 159V158H89ZM5 161L6 160H8V158L7 159H4ZM11 160H9L10 162H8V163H14V161H12L11 162ZM28 160V159H27ZM46 160H47V158H46ZM59 160V159H58ZM17 161H18V159H17ZM20 161V160H19ZM22 162H23V160H21ZM49 161V160H48ZM52 161V160H51ZM118 162L120 161L119 159L117 160ZM0 162H2V160L0 161ZM96 162V161H95ZM112 162H113V160H112ZM116 162V160H114V163ZM155 162V161H154ZM7 163V164H8ZM18 163V162H17ZM33 163V162H32ZM50 162H48L47 164H49ZM53 163V162H52ZM86 163V162H85ZM4 164H5V162H4ZM4 164H2L3 166H4V168H5V166L6 165H4ZM22 164V163H21ZM25 164V163H24ZM37 164V163H36ZM57 164V163H56ZM110 164V163H109ZM113 164V163H112ZM117 163H115V165H116ZM119 164V163H118ZM159 164V163H158ZM1 165V166H2ZM27 165V164H26ZM29 165H30V162H29ZM97 165V164H96ZM108 165V164H107ZM114 165V166H115ZM2 166V167H3ZM7 166H9V165H7ZM14 166L15 165H12L11 167H13L14 168ZM16 166H18L17 164H16ZM20 166V165H19ZM42 166V165H41ZM47 166V165H46ZM79 166V165H78ZM89 166V165H88ZM87 166V167H88ZM109 166V165H108ZM112 166V165H111ZM117 166V165H116ZM116 166H115V168H116ZM119 166V165H118ZM22 167V166H21ZM21 167H20V170H21ZM29 167V166H28ZM27 167V168H28ZM35 167V166H34ZM37 167H39V166H37ZM44 167V166H43ZM51 167V166H50ZM83 167V166H82ZM91 167V166H90ZM98 167V166H97ZM13 168H12V170H13ZM23 168V167H22ZM58 168H59V166H58ZM57 168V169H58ZM61 168V167H60ZM80 168V167H79ZM84 168V167H83ZM2 169V168H1ZM8 169V168H7ZM10 169V168H9ZM9 169L7 170V172L9 171ZM42 169H44V168H42ZM51 169V168H50ZM57 169H56V171H57ZM89 169H91V168H89ZM111 169H113V168H111ZM118 169V168H117ZM116 169V170H117ZM157 169V168H156ZM5 170H6V168H5ZM11 170V171H12ZM39 171H41L40 170V168L38 169ZM48 170H49V168H48ZM48 170H46V171H48ZM59 170V169H58ZM108 170H109V168H108ZM1 171V170H0ZM10 171V172H11ZM23 171V170H22ZM45 171V172H46ZM52 171V170H51ZM50 171V174L52 173ZM107 171V170H106ZM113 171H115V169L113 170ZM113 171H111L112 172V174L114 173ZM2 172H3V170H2ZM14 172V171H13ZM25 172H27V171H23V174L25 173ZM58 172V171H57ZM97 172V171H96ZM101 172V171H100ZM156 172V171H155ZM5 173V172H4ZM17 173V172H16ZM15 173V174H16ZM37 173V172H36ZM42 173V172H41ZM54 173V172H53ZM61 172H59L58 174H60ZM75 173V172H74ZM11 174V173H10ZM103 174V173H102ZM248 176H249V178L251 177V176H254L255 175V170H253V171H249V172H247L246 173ZM5 175V174H4ZM7 175V174H6ZM17 175V174H16ZM33 175V174H32ZM39 175H41V174H39ZM52 175V174H51ZM54 175V174H53ZM52 175V176H53ZM116 175H118V174H116ZM116 175H114L113 174V176H116ZM9 176V175H8ZM45 176V174L43 175V177ZM47 176V177H46ZM45 176V179H47L48 178V175H46ZM58 176V175H57ZM71 176V175H70ZM106 176V175H105ZM113 176H111L110 178H109V181H110V179L112 180L113 178ZM175 176V175H174ZM19 177V176H18ZM35 177H36V175H35ZM49 177H51V176H49ZM98 177H99V175H98ZM98 177H97V179H98ZM206 177V176H205ZM5 179H6V177H4ZM3 178V179H4ZM22 178V177H21ZM55 178H56V175H55ZM78 178V177H77ZM94 178V177H93ZM10 179V178H9ZM11 179H14V178H11ZM49 180L51 179V178H48ZM47 179V180H48ZM63 179V178H62ZM103 179H106V178H104L103 177ZM7 180V179H6ZM47 180H43L42 182H49V183H51L49 180L47 181ZM54 180V179H53ZM58 180V179H57ZM95 180H96V178H95ZM114 180V179H113ZM1 181V180H0ZM10 181V180H9ZM13 181V180H12ZM99 181V180H98ZM104 181V180H103ZM3 182H4V180H3ZM5 182H7V181H5ZM5 182H4V184H5ZM38 182V181H37ZM54 182H56V180L54 181ZM54 182L52 181V183L54 184ZM102 182V181H101ZM23 183V182H22ZM51 183V184H52ZM95 183V182H94ZM114 183V182H113ZM8 184V183H7ZM12 184V183H11ZM13 184H14V182H13ZM39 184V183H38ZM38 184H37V186H38ZM44 184V183H43ZM43 184H40L41 186L43 185ZM56 184V183H55ZM54 184V185H55ZM96 184V183H95ZM105 183H103V185H104ZM25 185H26V183H25ZM31 185H33V184H31ZM45 185V184H44ZM48 185V184H47ZM110 185V183L108 184V186ZM3 186V185H2ZM4 186H6V188H4V189H7V188H9V187H7V185H4ZM10 186V185H9ZM35 186V185H34ZM41 186H38L39 188L41 187ZM61 186V185H60ZM93 186V185H92ZM107 186V187H108ZM150 186V185H149ZM43 187H45V186H43ZM52 186L50 185V188H51ZM88 187V186H87ZM89 187H91L90 185H89ZM107 187H106V189H107ZM110 188H111V186H109ZM108 187V188H109ZM57 188V187H56ZM63 188V187H62ZM91 188H93V187H91ZM192 188V187H191ZM0 189H2L1 187H0ZM10 189V188H9ZM35 189H37L36 187H35ZM45 189V188H44ZM44 189H43V191H44ZM39 190V189H38ZM56 190V189H55ZM61 189H59V191H60ZM72 190V189H71ZM70 190V191H71ZM89 190V189H88ZM24 191V190H23ZM26 191V190H25ZM53 191V190H52ZM58 191V190H57ZM62 191V190H61ZM69 191V192H70ZM103 191V190H102ZM106 191V190H105ZM107 191H108V189H107ZM192 191H194V189L192 190ZM3 193H4V190L2 191ZM9 192H11V191H9ZM29 192H34V191H30L29 190ZM147 192H148V190H147ZM17 193H19V192H17ZM20 193H22L21 191H20ZM19 193V194H20ZM24 193V192H23ZM22 193V194H23ZM26 193V192H25ZM25 193H24V195H25ZM44 193H46V191L44 192ZM71 193V192H70ZM69 193V194H70ZM191 193H195V192H191ZM21 194V195H22ZM61 194V193H60ZM96 194V193H95ZM104 194V193H103ZM102 194V196H107L106 194H104L103 195ZM146 194V193H145ZM145 194H144V196H145ZM3 195V194H2ZM18 195V194H17ZM20 195V196H21ZM34 195V194H33ZM49 195H51V192H50V194ZM87 195V194H86ZM97 195V194H96ZM14 196V195H13ZM19 196V197H20ZM62 196H64V195H62ZM66 196V195H65ZM102 196H101V200L104 198H102ZM139 196H140V193H139ZM198 196H201L200 194H193V196H191L192 197V204L190 205V208L195 204V202H196V200H197V198H198ZM7 197V196H6ZM25 197V196H24ZM27 198H28V196H26ZM31 197V196H30ZM29 197V198H30ZM42 197V198H41ZM40 198L41 199H43L44 197H43V195L41 196ZM48 197V196H47ZM46 197V198H47ZM51 197V196H50ZM67 197V196H66ZM72 197V196H71ZM75 197V196H74ZM98 197H100V196H98ZM190 197V196H189ZM31 198H33V197H31ZM39 198V199H40ZM108 197H105L104 199H107ZM144 198V197H143ZM38 199V200H39ZM85 199V198H84ZM103 199V200H104ZM190 199V198H189ZM261 199V198H260ZM15 200V199H14ZM17 200H19V199H17ZM78 200V199H77ZM139 200V199H138ZM13 201V200H12ZM91 201V200H90ZM136 201V199H134V201L132 202V204L134 203ZM143 201V200H142ZM14 202V201H13ZM12 202V203H13ZM19 202H20V200H19ZM21 202H23V201H21ZM78 202V201H77ZM87 202H89V201H87ZM139 202V201H138ZM10 203H11V201H10ZM35 203V202H34ZM57 203V202H56ZM62 203V202H61ZM64 203H65V201H64ZM76 203V202H75ZM104 203H106L105 202V200L103 201V203L101 204V205H103ZM137 203V201L134 203V205ZM9 204V203H8ZM17 204V203H16ZM45 204V203H44ZM131 204V205H132ZM14 205V204H13ZM78 205V204H77ZM85 205H86V203H85ZM90 205V204H89ZM106 205V204H105ZM21 206V205H20ZM28 206V205H27ZM43 206V205H42ZM47 206V205H46ZM76 206V205H75ZM79 206V205H78ZM91 206V205H90ZM107 206V205H106ZM140 206V205H139ZM4 207V206H3ZM7 207V206H6ZM33 207V206H32ZM74 207V206H73ZM83 207H85V206H83ZM89 207V206H88ZM94 207V206H93ZM2 208V207H1ZM46 208V207H45ZM53 208V207H52ZM68 208V207H67ZM70 208V207H69ZM77 208H80V207H77ZM86 208H87V206H86ZM101 208V207H100ZM100 208H99V210H100ZM195 208V207H194ZM6 209V208H5ZM8 209V208H7ZM20 209V208H19ZM38 208H36L35 210H37ZM90 209V208H89ZM102 209V208H101ZM1 210V209H0ZM12 210V209H11ZM43 210H45V209H43ZM56 210V209H55ZM54 210V211H55ZM96 210V209H95ZM98 210V209H97ZM106 210H108V209H106ZM106 210H104V211H106ZM138 210V209H137ZM193 209H191V211H192ZM253 209H247V210H244V209H241L240 210V212L238 213V222H239V226L238 227H236V229H238V231H240V232H245V231H250L251 229H253L254 228V224L257 226V230H258V233H257V237H256V241H255V243H254V245H253V250H254V252L256 253V255H253V256H246V257H242V258H238V259H235V260H226L225 259V254H224V251H228V250H225V249H228L230 246H231V244L233 243V239L231 238V237H228V236H225L226 238H223V242L221 241V240H216L215 242H217V244L216 245H214L212 248H211V251H209V253H208V257L210 256V254H211V252L212 253H217L216 255H217V259L218 260H221L222 261V263L221 264H259V262H260V257L261 256H263L262 254L264 253V227H261V224H260V220L261 219H264V210L262 209V210H259V211H256L255 213H251V211H252ZM57 211H59V210H57ZM72 211H73V209H72ZM76 211H78V210H76ZM82 211V210H81ZM101 211V210H100ZM104 211L102 212H100V215H101V217L104 215L105 216V214H104ZM139 211V210H138ZM194 211H196L195 209H194ZM8 212V211H7ZM17 212V211H16ZM29 212V211H28ZM50 212H51V214L53 213L51 210H50ZM49 212V213H50ZM61 212H62V210H61ZM90 212H91V210H90ZM200 212V211H199ZM199 212H197V213H199ZM66 213V212H65ZM68 213V212H67ZM79 213V212H78ZM81 213V212H80ZM86 213V212H85ZM91 213H93V212H91ZM95 213V212H94ZM98 214H99V212H97ZM97 213H95V215H97ZM101 213H103V215L101 214ZM127 213V212H126ZM135 213H137V212H134V215H135ZM6 214V213H5ZM25 214V213H24ZM63 214V213H62ZM62 214H61V216H62ZM74 214V213H73ZM125 214V213H124ZM123 214V215H124ZM1 215V214H0ZM28 215V214H27ZM26 215V216H27ZM68 215H69V213H68ZM84 215V214H83ZM94 215V216H95ZM122 215V216H123ZM126 215V214H125ZM191 215H192V213H191ZM193 215H194V213H193ZM197 215V214H196ZM198 215H200V213L198 214ZM203 215V214H202ZM40 216V215H39ZM80 216H82V215H80ZM85 216V215H84ZM129 216L130 215H128V217L126 218V219H124V216H123V218L121 217V220H120V222L118 221V223L116 224V225H114V226H112L111 227V229L109 230V232H108V237H109V239H111L115 234H119V233H121L122 232V230H123V227L124 226H129V224H131V222H129V224H127V222H128V220L127 219H129ZM56 217V216H55ZM64 217V216H63ZM75 217V216H74ZM86 217V216H85ZM98 217H100V216H95V218H98ZM132 217H134L133 216V214H132ZM138 217V216H137ZM142 217H143V215H142ZM141 217V218H142ZM194 217V216H193ZM200 217L201 218H199L200 220L202 219V217H204V216H201L200 215ZM240 217V218H239ZM32 218V217H31ZM30 218V219H31ZM46 218H48V217H46ZM77 218H79V217H77ZM94 218V217H93ZM139 218V217H138ZM195 218V217H194ZM193 218V219H194ZM197 218V217H196ZM17 219V218H16ZM61 218H59V220H60ZM69 219V218H68ZM72 219H73V217H72ZM192 219V220H193ZM241 219H243V221H241ZM28 220V219H27ZM37 220V219H36ZM56 219H54V221H55ZM62 220H63V218H62ZM76 220V219H75ZM77 220H79V219H77ZM76 220V221H77ZM86 220H87V217H86ZM95 220H97V219H95ZM100 218H99V220H97L98 222H100ZM133 219H131V221H132ZM137 220L139 221L140 220V218L139 219H137L136 218V220H135V222H137ZM199 220V221H200ZM203 220V219H202ZM30 222H31V220H29ZM41 221V220H40ZM53 221V220H52ZM68 221V220H67ZM94 221V220H93ZM103 221V220H102ZM39 222V221H38ZM61 222V221H60ZM72 222V221H71ZM98 222L96 223L95 221L93 222V223H96V224H98ZM140 222V221H139ZM201 222V221H200ZM2 223V222H1ZM6 223V222H5ZM8 223H10V222H8ZM7 223V224H8ZM11 223H13V222H11ZM29 223V222H28ZM32 223V222H31ZM58 223V222H57ZM62 223V222H61ZM67 223H69V222H67ZM66 223V224H67ZM88 223V222H87ZM199 222H197V224H198ZM4 224V223H3ZM19 224V223H18ZM34 225H35V223H33ZM32 224V225H33ZM50 224V223H49ZM55 224V223H54ZM85 224V223H84ZM89 224V223H88ZM95 224V225H96ZM127 224V225H126ZM6 225V224H5ZM4 225V226H5ZM21 225V224H20ZM19 225V227L21 228V226ZM30 225V224H29ZM46 225V224H45ZM58 225V224H57ZM56 225V226H57ZM63 225V224H62ZM71 225V224H70ZM72 225H74V223H72ZM99 225V224H98ZM100 225H101V222H100ZM25 226V225H24ZM36 226V225H35ZM64 226H65V223H64ZM93 226V225H92ZM90 227L91 229L93 228V227ZM195 226V225H194ZM199 226V225H198ZM197 226V227H198ZM9 227V226H8ZM7 227V228H8ZM10 227H11V225H10ZM9 227V228H10ZM31 227V226H30ZM40 227V226H39ZM42 227V226H41ZM87 227V226H86ZM5 228V227H4ZM3 228V229H4ZM13 228V227H12ZM25 228V227H24ZM23 228V229H24ZM27 228V227H26ZM34 228V227H33ZM44 228V227H43ZM49 228V227H48ZM54 228V227H53ZM56 228V227H55ZM62 228H63V226H62ZM61 228V229H62ZM66 228V227H65ZM96 228H98L97 226H96ZM96 228L93 230L92 229V231L94 232L95 230H96ZM196 228V227H195ZM2 229V228H1ZM16 229V228H15ZM32 229V228H31ZM50 229H51V227H50ZM59 229H60V227H59ZM69 229V228H68ZM80 229V228H79ZM89 229V228H88ZM62 230H65V229H62ZM70 230V229H69ZM9 231V230H8ZM19 231V230H18ZM21 231H23L24 232V230H21ZM32 231H33V229H32ZM55 232L54 233H57L58 232V230H54ZM98 231V230H97ZM12 232H14V231H12ZM15 232H17L16 230H15ZM29 232V231H28ZM31 232V231H30ZM51 232V231H50ZM62 232V231H61ZM77 232V231H76ZM82 232H83V230H82ZM117 232V233H116ZM119 232V233H118ZM3 233V232H2ZM6 233V232H5ZM5 233L3 234L4 236H5ZM25 233H26V231H25ZM33 233V232H32ZM49 233V232H48ZM52 233V232H51ZM62 233H64V231L62 232ZM62 233H61V235H62ZM72 233V232H71ZM74 233V232H73ZM72 233V234H73ZM87 233V232H86ZM90 234H91V232H89ZM88 233V234H89ZM28 234V233H27ZM26 234V235H27ZM65 234V233H64ZM76 234V233H75ZM152 234H153V232L152 233H150V235H149V237H148V241L150 240V238H151V236H152ZM1 235V234H0ZM7 235V234H6ZM9 235H14V234H9ZM19 235H20V233H19ZM40 235H41V233H40ZM43 235V234H42ZM41 235V236H42ZM79 235V234H78ZM252 234H248V235H246L245 236V238L248 240V239H250L251 241H253V238H250V236H251ZM53 236V235H52ZM57 236V235H56ZM58 236H60V233H59V235ZM67 236H68V234H67ZM70 236V235H69ZM69 236H68V238L66 237V234H65V236L64 237H66L67 239L66 240H68V242L70 243V239L71 238H69ZM74 236V235H73ZM77 236V235H76ZM80 236V235H79ZM83 236H85V235H83ZM93 235L91 234V237H92ZM102 236V235H101ZM116 236V235H115ZM142 236H144V237H142L141 238V241H143L144 243H145V240H147V236H145V232L143 233V235ZM13 238V240H14V236H12ZM24 237V236H23ZM62 237V236H61ZM72 237V236H71ZM75 237V236H74ZM78 237V236H77ZM89 237V236H88ZM1 238V237H0ZM8 238H11V237H8ZM36 238V237H35ZM82 238H84V237H82ZM81 238V239H82ZM87 238V237H86ZM1 239H3V238H1ZM5 239H7V238H5ZM18 239V238H17ZM27 239H29V238H27ZM41 239V238H40ZM50 239V238H49ZM65 239V238H64ZM72 239H74V238H72ZM72 239H71V241H72ZM22 240V239H21ZM48 240V239H47ZM52 240H54V239H52ZM58 240H59V238H58ZM62 240H63V238H62ZM8 241V243L9 242H11V244H12V242H14V241H10V240H7ZM19 241V240H18ZM32 241V240H31ZM36 241V240H35ZM39 241V240H38ZM41 241H43V240H41ZM51 241V240H50ZM60 241V240H59ZM2 242V241H1ZM30 242V241H29ZM45 243H49V241H47L46 242V240L44 241ZM88 242H89V239H88ZM7 242L4 244L5 246H7V245H10V243L8 244ZM19 243V242H18ZM37 243V242H36ZM43 243V242H42ZM56 243V242H55ZM60 243V242H59ZM62 243H65V245H70V244H66V242H62ZM72 243V242H71ZM21 244H22V242H21ZM21 244H19V245H21ZM44 244V243H43ZM249 244H251V243H249ZM0 245H2V247H1V251H2V249H3V251L2 252H4V251H6L5 249H4V246H3V243L2 244H0ZM15 245V244H14ZM17 245V244H16ZM16 245H15V247H16ZM18 245V246H19ZM25 245V244H24ZM36 245V244H35ZM39 245H40V242H39ZM38 245V246H39ZM45 245V244H44ZM43 245V246H44ZM10 246H12V245H10ZM46 246V245H45ZM48 246V245H47ZM56 246V245H55ZM24 247V246H23ZM27 247H29L30 248V246H27ZM10 248H13V247H10ZM10 248H8V246H7V249H8V251L10 250ZM67 248V247H66ZM65 248V249H66ZM22 251H23V249L22 248H20ZM35 249V248H34ZM45 249V248H44ZM51 249V248H50ZM53 249V248H52ZM65 249H63V251L65 250ZM24 250H25V248H24ZM30 250H31V248H30ZM37 250H38V248H37ZM0 251V252H1ZM11 251H13L14 253L17 251H14V249L12 250L11 249ZM11 251H9L8 253L9 254H7V256L11 259V257H10V255L12 254V253H10ZM26 251V250H25ZM33 251V250H32ZM46 251H47V249H46ZM58 251H60V250H58ZM57 251V252H58ZM62 251V252H63ZM18 252V251H17ZM16 252V253H17ZM36 252V251H35ZM34 252V253H35ZM39 252H41V251H39ZM54 252H55V250H54ZM53 252V253H54ZM61 252V251H60ZM61 252V254H63ZM6 253V252H5ZM24 253V255H25V253L26 252H23ZM28 253V252H27ZM43 253V252H42ZM53 253L51 252V254L53 255ZM65 253V252H64ZM18 254V253H17ZM20 254V253H19ZM28 254H31V253H28ZM38 254V253H37ZM57 254V253H56ZM56 254H54V255H56ZM4 255H6V254H4ZM3 255V256H4ZM12 255H14V254H12ZM11 255V256H12ZM44 255H46V254H44ZM43 255V256H44ZM64 255V254H63ZM220 255V256H219ZM15 256V255H14ZM20 256H22V254L20 255ZM37 256V255H36ZM42 256V257H43ZM57 256V255H56ZM62 256V255H61ZM6 257V256H5ZM13 257V256H12ZM16 257V256H15ZM25 257V256H24ZM44 257H46V256H44ZM43 257V258H44ZM50 258H51V256H49ZM48 257V258H49ZM60 257V256H59ZM2 258V257H1ZM17 258V257H16ZM42 258V259H43ZM62 258V257H61ZM4 261H5V259H8V258H5L4 259V257L2 258ZM18 259V258H17ZM28 259V258H27ZM57 260H59L58 258H56ZM56 259H49V260H53V262H54V260L56 261ZM20 260V259H19ZM24 260V259H23ZM32 260H34V259H32ZM45 260V259H44ZM48 260V261H49ZM62 260H63V258H62ZM11 261H12V259H11ZM27 261V260H26ZM26 261H25V263H26ZM29 261V260H28ZM14 262V261H13ZM13 262L12 263H10V264H13ZM21 262H23L22 260H21ZM31 262V261H30ZM24 263V264H25ZM35 263H36V261H35ZM43 263H44V261H43ZM42 263V264H43ZM2 264V263H1ZM6 264H8V262L6 261ZM19 264H21V263H19ZM28 264V263H27ZM45 264V263H44ZM46 264H47V262H46ZM51 264V263H50ZM63 264V263H62ZM207 264H213V259H210L209 258V261H207Z\"/></svg>",
  "mask_w": 264,
  "mask_h": 264
},
{
  "label": "water",
  "instance_id": "3",
  "mask_svg": "<svg viewBox=\"0 0 264 264\" xmlns=\"http://www.w3.org/2000/svg\"><path fill=\"white\" fill-rule=\"evenodd\" d=\"M171 47H173L172 49H175V48H177L176 46H174L173 44H171ZM191 57L190 58H188V61H186V62H188L187 63V65L189 64V66H187L186 65V67L184 68V72H185V74H186V77L187 76H193V69L191 70V64L189 63V61H191ZM192 66H193V64H192ZM183 67V66H182ZM190 81H192V83H193V78H192V80H190ZM190 84V85H185L184 83L183 84H181V90L182 89H187L188 90V88L189 87H193V84ZM188 94L186 93V95H184V94H182L180 97H179V99L178 100H180V102H179V105L177 106V108L175 109V112H174V118L176 119V121H178L177 120V118L179 117V115H181L182 114V111L184 110V107H185V104L187 103V100H188V98H189V95L187 96ZM173 125H175V122H170V124H168V126L166 127V131H165V133L164 134H166V133H169L171 130H172V126ZM150 180H151V175H150ZM149 182L150 181H148L146 184H149Z\"/></svg>",
  "mask_w": 264,
  "mask_h": 264
},
{
  "label": "clouds",
  "instance_id": "4",
  "mask_svg": "<svg viewBox=\"0 0 264 264\" xmlns=\"http://www.w3.org/2000/svg\"><path fill=\"white\" fill-rule=\"evenodd\" d=\"M148 242V240H145V243H147Z\"/></svg>",
  "mask_w": 264,
  "mask_h": 264
}]
</instances>
